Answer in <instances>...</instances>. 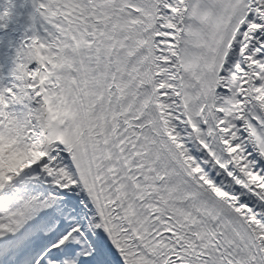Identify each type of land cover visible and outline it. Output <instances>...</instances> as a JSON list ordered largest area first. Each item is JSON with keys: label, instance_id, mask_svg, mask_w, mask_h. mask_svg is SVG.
<instances>
[{"label": "snow or ice", "instance_id": "6c2138e0", "mask_svg": "<svg viewBox=\"0 0 264 264\" xmlns=\"http://www.w3.org/2000/svg\"><path fill=\"white\" fill-rule=\"evenodd\" d=\"M0 264H264V0H0Z\"/></svg>", "mask_w": 264, "mask_h": 264}]
</instances>
